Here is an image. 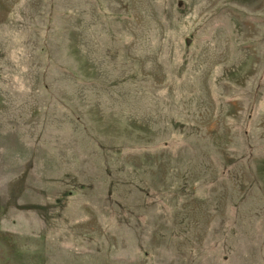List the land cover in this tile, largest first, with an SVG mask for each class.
Here are the masks:
<instances>
[{"label":"rangeland","instance_id":"1","mask_svg":"<svg viewBox=\"0 0 264 264\" xmlns=\"http://www.w3.org/2000/svg\"><path fill=\"white\" fill-rule=\"evenodd\" d=\"M0 264H264V0H0Z\"/></svg>","mask_w":264,"mask_h":264}]
</instances>
